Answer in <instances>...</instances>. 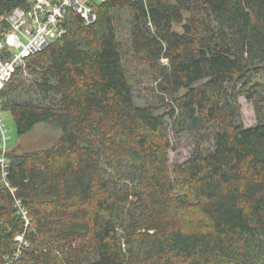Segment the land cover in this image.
Here are the masks:
<instances>
[{"label":"trees","instance_id":"obj_1","mask_svg":"<svg viewBox=\"0 0 264 264\" xmlns=\"http://www.w3.org/2000/svg\"><path fill=\"white\" fill-rule=\"evenodd\" d=\"M18 5L0 0V17ZM95 9L29 57L34 85L19 68L3 90L20 136L41 122L60 136L0 162V264H264V0ZM132 58L168 110L136 101ZM169 120L195 140L173 164Z\"/></svg>","mask_w":264,"mask_h":264},{"label":"built area","instance_id":"obj_2","mask_svg":"<svg viewBox=\"0 0 264 264\" xmlns=\"http://www.w3.org/2000/svg\"><path fill=\"white\" fill-rule=\"evenodd\" d=\"M103 0H25L0 17V162H7L10 134L4 119L3 90L31 56L44 50L68 31L71 12L86 24L97 18L95 4Z\"/></svg>","mask_w":264,"mask_h":264},{"label":"rangeland","instance_id":"obj_3","mask_svg":"<svg viewBox=\"0 0 264 264\" xmlns=\"http://www.w3.org/2000/svg\"><path fill=\"white\" fill-rule=\"evenodd\" d=\"M122 17L124 23L129 24V12L124 11ZM176 28L180 29L181 25H176ZM163 62H165V60H163ZM27 67L28 63L25 67H22L21 76L18 75L16 78L25 82L27 86L34 85L37 76L31 74ZM128 68L136 101L140 104L161 105L160 111L168 110L169 105L165 103L167 99L163 100L156 89L158 81L152 70L143 62L134 58L129 60ZM240 102L242 104L244 124L246 126L255 124L257 117L254 104L244 96L240 97ZM4 119L9 129L8 134H10L8 145L12 150L25 151L48 147L60 136L59 129L44 122L36 124L30 132L20 136L17 133L15 120L9 112H5ZM168 129L173 141V149L170 151V160L173 164L176 161H183L190 156L192 149L195 146V140L187 132L177 131L178 129H175L173 126V120L168 121Z\"/></svg>","mask_w":264,"mask_h":264}]
</instances>
